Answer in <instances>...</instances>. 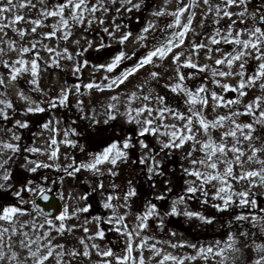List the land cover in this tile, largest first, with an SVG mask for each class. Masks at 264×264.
<instances>
[{
    "label": "snow or ice",
    "instance_id": "snow-or-ice-1",
    "mask_svg": "<svg viewBox=\"0 0 264 264\" xmlns=\"http://www.w3.org/2000/svg\"><path fill=\"white\" fill-rule=\"evenodd\" d=\"M149 7L148 0H0V126L11 124L4 129L7 139L0 138V193L12 197H0V264H149L145 252L155 264H264V203L259 199L264 191V7L256 8L253 0H175L170 9L166 0L145 19ZM134 14L143 26L135 35L139 48L129 53L124 49L133 32L117 21ZM97 28L122 47L113 51L102 35L98 47L108 50L106 58L90 64L83 57L94 47L88 35ZM69 43L77 50L70 51ZM201 54L211 63H201ZM55 69L74 81L46 91L42 74ZM10 85L17 87L22 109L10 98ZM105 93L110 95L101 101ZM169 94L183 107L172 105ZM72 97L77 98V120L91 129L87 147L69 138L81 135L77 127H66L64 139L56 138L62 130L55 111L70 110ZM97 107L103 108L102 123L108 127H98ZM47 112L53 117L40 127L51 133L49 150L23 144L19 133L30 124L15 117ZM113 121L121 122L119 131ZM61 144L84 158L64 153L66 162L59 163ZM176 152L181 153L182 187L174 194L166 177L175 169L169 173L166 162ZM21 157L20 167L32 175L14 180L11 166ZM132 165L140 167L153 189L157 182L163 185L154 197L160 206L146 199L133 210L138 192L132 179L126 191L113 182L117 194L107 193L104 179ZM53 168L63 173L50 181L54 185L66 176L90 185L92 193H107L101 206L111 214L93 215L88 192L79 197L83 206L58 207L48 195L49 177L35 176ZM193 201L228 214L221 238L174 241L169 218L205 225L217 221L216 215L191 210ZM82 215L79 225L69 223ZM89 223L95 231L85 226ZM78 230L85 235L75 238ZM109 231L124 239L101 247L96 241H105ZM180 249L191 251L174 254Z\"/></svg>",
    "mask_w": 264,
    "mask_h": 264
},
{
    "label": "rangeland",
    "instance_id": "rangeland-1",
    "mask_svg": "<svg viewBox=\"0 0 264 264\" xmlns=\"http://www.w3.org/2000/svg\"><path fill=\"white\" fill-rule=\"evenodd\" d=\"M153 1H154V4L152 7L163 6L166 2V0H153ZM255 2H256V5H254V6L256 8L264 7V3H262V0H253V3H255ZM174 6H175V0H168V7L171 9ZM151 10H152V8L150 9V11ZM117 22H119V21H117ZM130 29L133 32V37L130 39L129 42H127V47L124 49L125 51H127L129 53H131L132 51H134L138 47V44L135 43L136 31L133 30V27H131ZM42 31H47V29H43ZM9 35H11V33H9ZM79 36H80V33H77L71 39L75 40V39L79 38ZM101 36L102 35H97V36L93 37L92 40L95 41L94 47L99 46ZM103 36H104V42L106 40H107L106 42H108V43L113 42L112 40H109L108 38L105 39L106 34H103ZM52 43H53V46H55L56 42L53 41ZM60 47L61 48L64 47L63 42H60ZM69 48H70V51L75 50V46L71 43H69ZM42 55H44L45 59H47L46 53H42ZM62 64L65 67H70L69 62L62 61ZM0 71H3V70L0 69ZM63 74L64 73L60 69H55V70H52L50 72L43 73L42 74V80H41L42 86L45 88L46 91L49 89V87H52L53 91H58L59 88L65 82V80H67V82L69 84H71L74 81V78L70 74H68V75L64 74V76H63ZM89 75H90V71L88 70L85 72V82H87V78ZM136 82L137 81H135V80L133 81V83H136ZM161 84H163V81H161ZM131 86L132 85H128V87H131ZM16 93H17V87L10 85L9 86L10 98L13 99L14 101H16L18 108L22 109L23 108V102L17 100ZM107 95H110V94L105 93L104 96H99V99L101 101H103ZM33 98L37 99L38 97L34 96ZM76 99H77L76 97H72L73 106L71 107L70 110L66 111L65 109H59V110L55 111V116L59 117L61 120L60 128L62 130L61 134L59 136H57L56 138L58 140L64 139L63 130L66 127H69V128L70 127H77V131H79L81 133V135L79 137H71L70 136L69 138L70 139H76V140H78L79 143L85 144V146L87 147V146H89V140L87 138L89 137L91 129H89L85 126L86 125L85 121L77 120L78 112H77V109L75 107ZM84 99H87V97H84ZM102 110H103L102 107H97V111L99 113ZM102 113L103 112H101V115L99 116V119L101 120V124L98 126L101 128L105 127V125H103V123H102L103 119L105 118L102 115ZM52 117H53L52 112L29 114L27 117H21L20 115H17L15 117L16 119H27L29 121V124H30L29 129H24V130L20 131L19 134L22 136L21 142L23 144H27L29 146L34 145L35 147L41 148L45 151L49 150L47 141L49 140L51 133L48 132L47 130H42L40 125H42L43 123H46ZM72 121H76V125H73ZM115 122H118V121H115ZM119 123H121V122H119ZM7 127H11V124H5L3 126H0V138L7 139V137L5 136V132H4V129H6ZM108 131L110 134L111 130H108ZM92 135H95V133H92ZM92 147H95L94 143L92 144ZM64 153H74L78 159L84 158L83 155L78 150L69 149L65 145L61 144L60 145V161H59V163H61V164L66 162L64 160ZM25 155H28L29 158H31V159H38V160H44L46 162H50V161H47V157L44 155L33 156L31 153H25ZM132 158L135 159L136 156L133 155ZM23 163H24V160H23V157H21L15 162V164H13L11 166L12 171H13L14 180H15V178H19L22 176L26 177L28 175H32V174L24 172V170L20 167V165H22ZM166 166H167V170L169 173L172 172V169H175V175L174 176L170 175L169 177H166V178H169L172 180L171 186L173 188V193L175 194V193L179 192L180 188L182 187V178L180 177L181 153L176 152L172 157H169L167 162H166ZM124 169H127L129 171V173L133 172L131 174L132 176L127 175L129 173L124 171ZM44 170H45V172H47L48 177H49V182L47 183V186H48V188L56 187V189L52 192V194L60 201L62 207L65 204L76 205L78 203L79 206H83L85 204V201L79 200V197L85 195V193H86L85 190L81 187V185H85L88 188L89 192L91 194H93L91 192V186L90 185L83 184V183L80 185V183H78L77 180L72 179V178H68L66 176H65L64 182L62 184L57 183L54 185L50 181L53 179L58 181L59 177L61 175H63V173H59V172L55 171L54 168L53 169H43V171ZM120 171H121L120 176L115 177V178H111V179H108V178L104 179L105 187L107 188V193H111L113 195L117 194L115 192V190L112 189V187H111V184L113 182L117 185H120L121 191H126L127 187H128L127 181L129 179H132L133 186L136 187L137 192H138V196L133 198L135 201L134 206H133V210L140 208L146 199H153V202L157 203L158 206H160L162 204V202L154 200V197L156 195H159L160 190L163 188V185L161 183L157 182L156 189H153L152 187H150L151 182L147 179L146 174L144 172H141L140 167H135V165H132L129 167H122ZM79 178L82 181L85 178V175L80 174ZM90 193H89V200L87 202L91 203L93 206V213L92 214L93 215H104V216L110 215L111 213L108 210L103 209L101 206L102 202L105 198V195L107 193H103V192H99V191H97L95 193V195L98 199V204H99L100 209L94 207ZM61 194L64 196L63 200L60 199ZM0 196H2V193H0ZM3 196H4V193H3ZM259 199L262 203H264V191L260 192ZM113 203H119V202L113 201ZM169 204H170V200L168 201V204H164V207L167 208ZM190 209L193 211H203L205 215H216L217 221L213 225H205V224H202L197 219L188 220L187 218H185L183 216L169 218L168 228L171 230H174L177 233L176 237L173 238L174 241L187 239V240H192V241L200 240L203 243H208V242L214 241L215 239L221 238V236L223 235V232L221 231V223L226 222L227 219L229 218L227 213H225V214L215 213L213 209L202 208L195 201H193L191 203ZM121 211H123V209H121ZM221 217H222V219H221ZM89 219H91V217H89ZM83 220H84V216L82 215L79 220H73V221H70L69 223L70 224L74 223V224L79 225L80 223L83 222ZM128 222H129V224H132L133 221H132L131 216L129 217ZM85 226L88 227L91 231H95V225L94 224L89 223V224H86ZM105 227L107 228L108 226L105 225ZM84 235H85V233H83L82 230H78L75 232L74 237L79 238V237H82ZM123 239H124L123 237H118V235L116 233L109 231L107 233L105 241L97 240L96 242L100 243L101 247H105V246L109 245V242L118 243L119 241H122ZM165 251H173V250L170 248H166ZM190 251L191 250L180 249V250H175L174 254L184 255ZM134 255H138V254L134 253ZM254 255L255 254L253 253V256ZM150 256H151L150 252H145V260L149 261V264H155V260H149ZM92 259L95 260L96 257L93 256ZM200 264H202V262H200Z\"/></svg>",
    "mask_w": 264,
    "mask_h": 264
},
{
    "label": "flooded vegetation",
    "instance_id": "flooded-vegetation-1",
    "mask_svg": "<svg viewBox=\"0 0 264 264\" xmlns=\"http://www.w3.org/2000/svg\"><path fill=\"white\" fill-rule=\"evenodd\" d=\"M148 3H149V5H150V7L144 12V17H145V19L149 18V14H148V13L150 12V9L152 8V6H153V4H154V1H153V0H149ZM253 4L256 5V2L253 3ZM137 16H138V14H134L132 19H127V18H125V20H123V21H119V22H120V23H125V22H126V23L129 25L130 28L133 27V30L136 31V33H138L139 29L143 26V21H141V22H137ZM199 20H200V16L198 15L197 18H196V22H198ZM21 26H23V25H21ZM98 29H99V28H97V29H96L95 31H93L90 35H88V39H93V37H95V36H97V35H103V33H101L100 30H98ZM157 38H160L159 34H157ZM105 39H107V36L105 37ZM106 41H107V40H106ZM106 41H105V42H106ZM106 43H108V42H106ZM108 44H111V46H112V50H113V51H115L117 48L122 47V46L116 44L114 41L111 42V43H108ZM64 46H65V45H64ZM138 48H139V45H138L137 49H138ZM75 50H77V49H75ZM135 50H136V49H135ZM107 51H108L107 49H103V48H99V47H93V49H90L87 53H85V55H84L83 58L88 59L89 62H90V64H96V63H98V62H99V63H103L104 60H105L104 57L106 56V52H107ZM141 51H142V50H141ZM102 61H103V62H102ZM200 62H201V63H211L210 61H206V60L204 59L203 54H201ZM89 71H90V70H89ZM64 74H65V73H64ZM64 74H63V76H64ZM99 75H100V73H97V76H99ZM144 75H146V73H142V75H141L140 78L142 79ZM196 82L198 83L199 80H197ZM161 86H162V84H161ZM172 97H173V94H169V101H170V103H171L172 105H176L177 103H181V102L179 101V98L173 99ZM181 107H183L182 103H181ZM101 112H103V110H102ZM101 112H100V113H101ZM119 122H120V121H118V122H115V121L111 122L112 126L115 127L117 131H119V127H120V123H119ZM115 124H116V125H115ZM105 127H108V126H105ZM108 130H112V129H111V128H108ZM135 167H138V166H135ZM124 171H126V172L129 173V171H128L127 169H124ZM132 173H133V172H130V173L127 174V175L132 176V175H131ZM28 176H30V175H28ZM35 176H36L37 179H39L41 176H48V174H47V172H45V170L43 171V169H41V170L38 171V173H37ZM79 180H80V178H79ZM80 181H81V180H80ZM77 182H78V181H77ZM78 183H80V182H78ZM81 184H82V183H80V185H81ZM46 186H47V185H46ZM47 187H48V186H47ZM81 187L85 190V192L90 193L89 190H88V188H87L85 185H81ZM51 189H52L51 192H53V191L56 189V187H53V188H51ZM140 189H141V188H140ZM95 193H96V192H95ZM95 193H93V194L90 193V196H91L92 202H93V204H94V207L100 209L99 204H98V199H97ZM0 197H3L4 199H9V200L12 199V197H11L10 195H8L7 193H4V196H3V193H2V196H0Z\"/></svg>",
    "mask_w": 264,
    "mask_h": 264
},
{
    "label": "water",
    "instance_id": "water-1",
    "mask_svg": "<svg viewBox=\"0 0 264 264\" xmlns=\"http://www.w3.org/2000/svg\"><path fill=\"white\" fill-rule=\"evenodd\" d=\"M106 58V56L104 57ZM49 197H50V200L55 203L58 207H61L62 208V205L60 203V201L52 194V192H49L48 193ZM41 205L43 206L45 203L47 202H44V201H40ZM47 212H52V213H55L56 212V209L55 208H49V209H46Z\"/></svg>",
    "mask_w": 264,
    "mask_h": 264
}]
</instances>
